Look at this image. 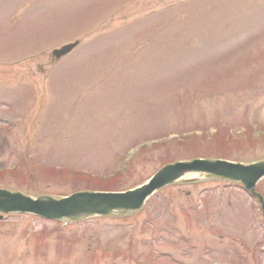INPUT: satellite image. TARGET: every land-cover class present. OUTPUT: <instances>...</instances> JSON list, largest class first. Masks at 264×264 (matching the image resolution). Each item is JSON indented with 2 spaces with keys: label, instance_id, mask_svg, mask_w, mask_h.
Segmentation results:
<instances>
[{
  "label": "rangeland",
  "instance_id": "rangeland-1",
  "mask_svg": "<svg viewBox=\"0 0 264 264\" xmlns=\"http://www.w3.org/2000/svg\"><path fill=\"white\" fill-rule=\"evenodd\" d=\"M195 156L264 159V0H0V188L124 190ZM262 232L198 180L121 219L6 215L0 264H263Z\"/></svg>",
  "mask_w": 264,
  "mask_h": 264
},
{
  "label": "water",
  "instance_id": "water-1",
  "mask_svg": "<svg viewBox=\"0 0 264 264\" xmlns=\"http://www.w3.org/2000/svg\"><path fill=\"white\" fill-rule=\"evenodd\" d=\"M77 42L69 43L52 51L55 59L68 53ZM186 175L220 177L240 181L243 187L254 193V184L264 176V160L248 165L221 160L195 159L189 162H175L159 169L147 183L134 192L125 193H75L66 198L53 199L40 196L35 200L19 193L0 190V211L30 212L51 219H80L92 215H113L140 207L144 198L154 190L183 179ZM264 211V206L262 204Z\"/></svg>",
  "mask_w": 264,
  "mask_h": 264
}]
</instances>
